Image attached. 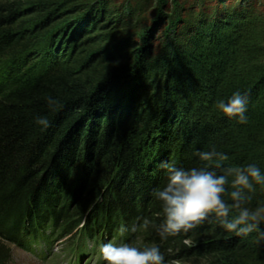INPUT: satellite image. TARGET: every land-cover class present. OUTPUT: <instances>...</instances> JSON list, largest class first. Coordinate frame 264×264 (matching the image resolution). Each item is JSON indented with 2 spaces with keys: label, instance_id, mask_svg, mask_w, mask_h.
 <instances>
[{
  "label": "trees",
  "instance_id": "obj_1",
  "mask_svg": "<svg viewBox=\"0 0 264 264\" xmlns=\"http://www.w3.org/2000/svg\"><path fill=\"white\" fill-rule=\"evenodd\" d=\"M259 5L0 0V264L4 244L20 246L47 225L67 237L71 223H79L76 239L99 246L135 223L116 244L159 245L166 262L264 264V240L225 232L214 218L161 240L152 195L166 182L161 162L202 166L197 150L215 147L230 165L264 170ZM236 90L248 97L245 125L213 107ZM48 95L59 100L55 111ZM40 116L50 127L36 125ZM83 176L86 199L71 207ZM262 201L258 187L249 207Z\"/></svg>",
  "mask_w": 264,
  "mask_h": 264
},
{
  "label": "clouds",
  "instance_id": "obj_2",
  "mask_svg": "<svg viewBox=\"0 0 264 264\" xmlns=\"http://www.w3.org/2000/svg\"><path fill=\"white\" fill-rule=\"evenodd\" d=\"M46 103L55 111L59 100L48 95ZM248 97L240 90L234 91L226 100L217 99L213 107L224 117L245 125L249 121ZM42 129L50 127L47 116L35 119ZM194 156L203 162L202 166L178 167L175 162L162 161L166 182L154 189L152 195L162 208L163 221L156 227L161 240L187 233L210 218H214L221 229L237 236L264 240V201L255 208L249 207L257 188L264 189V170L256 163L244 165L228 164L229 156L213 147L208 151H195ZM231 178V179H230ZM229 187L232 189L229 191ZM228 196V200L224 197ZM238 215L232 216V210ZM144 229L151 221L144 218L140 225ZM137 224L121 225L119 232L137 231ZM99 254L105 264H166L159 245L136 246L132 243L107 242L99 247Z\"/></svg>",
  "mask_w": 264,
  "mask_h": 264
},
{
  "label": "rangeland",
  "instance_id": "obj_3",
  "mask_svg": "<svg viewBox=\"0 0 264 264\" xmlns=\"http://www.w3.org/2000/svg\"><path fill=\"white\" fill-rule=\"evenodd\" d=\"M259 2H264V0H259ZM258 8L262 12L264 11L262 5H259ZM81 180L83 185L78 190L76 198H71V207L86 199L84 191L88 179L83 176ZM78 224L71 223V231L75 234L67 237L59 234L55 226L47 225L40 232L39 237L32 235L29 239H24L20 246L4 244L8 258L7 264H105L99 254V244L83 243L84 241L74 237L80 232L78 231L80 230ZM120 235L122 234L117 233L113 240H110L112 237L108 236L104 243H116V239L118 240ZM120 240L122 241L121 238ZM202 262L201 260L174 261L166 262V264H203Z\"/></svg>",
  "mask_w": 264,
  "mask_h": 264
}]
</instances>
